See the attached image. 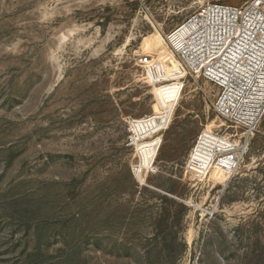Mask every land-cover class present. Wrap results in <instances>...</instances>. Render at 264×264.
Here are the masks:
<instances>
[{
	"label": "rangeland",
	"instance_id": "374dc122",
	"mask_svg": "<svg viewBox=\"0 0 264 264\" xmlns=\"http://www.w3.org/2000/svg\"><path fill=\"white\" fill-rule=\"evenodd\" d=\"M246 2L0 0V264H264V118L224 123L166 42Z\"/></svg>",
	"mask_w": 264,
	"mask_h": 264
},
{
	"label": "built area",
	"instance_id": "2783aa9c",
	"mask_svg": "<svg viewBox=\"0 0 264 264\" xmlns=\"http://www.w3.org/2000/svg\"><path fill=\"white\" fill-rule=\"evenodd\" d=\"M177 32L174 41L178 48L169 40ZM169 35L166 42L187 72L217 88L213 111L224 123L244 129L247 139L248 133H252L264 118V0H247L241 6L204 4ZM166 103L162 113L152 116L159 124L169 104L174 103L173 98ZM167 124L163 128H167ZM226 137L234 143L231 136ZM135 141L134 133L130 143L136 147L138 176L141 177L142 170L155 174L157 170L153 166L157 155L148 167L145 166L140 161ZM242 147L236 145L229 151V159L233 161L229 172H234L239 155L243 154Z\"/></svg>",
	"mask_w": 264,
	"mask_h": 264
},
{
	"label": "bare ground",
	"instance_id": "6f19581e",
	"mask_svg": "<svg viewBox=\"0 0 264 264\" xmlns=\"http://www.w3.org/2000/svg\"><path fill=\"white\" fill-rule=\"evenodd\" d=\"M218 145L219 139L217 137L203 133L196 144L194 154L212 161L216 153L221 150Z\"/></svg>",
	"mask_w": 264,
	"mask_h": 264
},
{
	"label": "trees",
	"instance_id": "16d2710c",
	"mask_svg": "<svg viewBox=\"0 0 264 264\" xmlns=\"http://www.w3.org/2000/svg\"><path fill=\"white\" fill-rule=\"evenodd\" d=\"M170 203L174 204L175 202L170 201ZM177 206H181V208H183L184 210H187L186 207H185L184 205L178 204ZM162 226H163V225L158 224V230H159V231H157V232L160 233V234H161V233H164V229L162 228Z\"/></svg>",
	"mask_w": 264,
	"mask_h": 264
}]
</instances>
